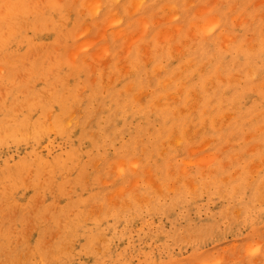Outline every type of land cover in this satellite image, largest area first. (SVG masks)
<instances>
[{"label":"rangeland","instance_id":"obj_1","mask_svg":"<svg viewBox=\"0 0 264 264\" xmlns=\"http://www.w3.org/2000/svg\"><path fill=\"white\" fill-rule=\"evenodd\" d=\"M0 264H264V0H0Z\"/></svg>","mask_w":264,"mask_h":264},{"label":"bare ground","instance_id":"obj_2","mask_svg":"<svg viewBox=\"0 0 264 264\" xmlns=\"http://www.w3.org/2000/svg\"><path fill=\"white\" fill-rule=\"evenodd\" d=\"M254 194V193H253Z\"/></svg>","mask_w":264,"mask_h":264}]
</instances>
